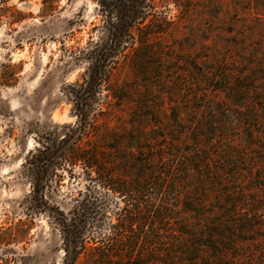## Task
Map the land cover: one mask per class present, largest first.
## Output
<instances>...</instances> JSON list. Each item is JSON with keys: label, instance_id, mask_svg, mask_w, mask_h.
I'll list each match as a JSON object with an SVG mask.
<instances>
[{"label": "rangeland", "instance_id": "obj_1", "mask_svg": "<svg viewBox=\"0 0 264 264\" xmlns=\"http://www.w3.org/2000/svg\"><path fill=\"white\" fill-rule=\"evenodd\" d=\"M147 2L153 7L149 20L161 31L149 45L153 58L115 66L110 86L98 98L103 105L114 102L110 90L126 91L115 120L99 121L119 130L117 137H147L140 126H152L151 144L139 157L148 159L147 168L156 173L148 174L151 196L143 200L151 208L141 207L133 194L121 195L92 181L96 174L81 164L58 158L79 136L77 144H91V127L76 117L74 99L67 94L71 85L83 83L89 68L80 52L105 37L99 1L0 0V264H65L66 250H74V233L84 230L88 252L82 250L76 264H99L94 250L119 249L111 226L123 225L137 207L149 217L144 230H132L145 254L170 248L168 237L176 235L177 225L195 219L184 213L191 201L204 204L197 215L200 229L220 216L264 217V0ZM107 3L113 6L114 0ZM225 81L230 95L218 91ZM242 114L260 123L249 117L242 121ZM203 124L216 133L200 137ZM182 154L203 163L191 166L194 173L169 174ZM46 155L52 159L41 163ZM139 169L127 160L119 176L125 183L136 181ZM158 178L165 189L157 186ZM162 202L173 207L161 210ZM229 204H234L233 215L221 212ZM156 216L165 218L164 225L154 223ZM157 226L164 230L157 234L166 241L161 246L154 245L160 239L152 241ZM238 249L227 254L225 264H248L253 249L264 250V241ZM237 254L241 258L235 259ZM105 264L129 263L114 259Z\"/></svg>", "mask_w": 264, "mask_h": 264}, {"label": "trees", "instance_id": "obj_2", "mask_svg": "<svg viewBox=\"0 0 264 264\" xmlns=\"http://www.w3.org/2000/svg\"><path fill=\"white\" fill-rule=\"evenodd\" d=\"M98 1L101 5L104 22L102 29L105 33V37L101 39L102 44L93 47L92 41L90 42L91 44H89L90 49H87L86 52H80L79 57L81 56L80 58L82 61L89 62V68L85 77H83V83L77 82L71 85L69 87V94H67L68 98L74 99L76 117L80 120H84L85 125L89 124L91 127L89 130L91 144H89L87 148L83 147L80 143L77 144L79 136L74 142L69 144L68 147L63 149L58 158L61 163H70L71 166L81 164L87 170H91L92 173L96 174L95 177H91L92 181H96L103 185L104 188L108 187L121 195L133 194L132 196H135L137 203H139L141 207H149V203L143 201L146 197L151 196V194L148 193L146 181L152 180L148 177L149 173L155 176L156 173L150 172L151 170L147 168V165L150 163L148 159L139 160V157L141 156L142 158L146 155L148 150H146L145 145L151 144L148 135L151 136L153 134L150 132L152 126L148 125V127L151 128L140 126L142 129L140 134L143 135L148 133L147 137H139L138 134H132L129 139L117 137V135H121L118 134L119 130L111 129V127L108 126L109 123L100 125L99 121L101 119H103L104 122L115 120V116L113 115L116 109L121 108V103L126 99V96H124L126 91L124 89L110 90L114 102H107L103 105L99 103L100 100L98 97L103 87L107 85L110 86V75L116 68L115 66H120L122 62L125 63L129 59L134 60L136 57H143L146 60H151L153 58L151 57L153 53L150 51L151 47H149V45L154 43L156 37L161 34V31L158 26H154L153 20H149L151 19L150 13L153 7L147 2L148 0H114L113 6L109 5L107 0ZM80 58H76V61ZM135 67H137L136 64H132L133 70ZM227 83L228 82L225 81L224 88L218 91L230 95V89L228 88L230 84ZM81 101L84 103L83 105ZM97 104H100L98 105L99 107ZM234 107L239 108L240 111L244 109L240 104H235ZM240 116L242 121L249 117L255 123H260V119H255L248 115L245 116V114ZM101 128H104V130L102 131ZM149 129L150 131L148 132ZM200 131L203 133L200 137L204 138L216 133L212 131V126L208 127L204 124L202 125V129L200 128ZM250 131L254 130L250 128ZM71 139L72 137H70L67 144ZM123 142H125L124 145H122ZM44 149L49 151L51 147L47 146L46 148L44 147ZM59 152V150H56L53 156L58 155ZM40 153L43 154L41 151ZM195 153L196 151L189 152V155L192 156ZM125 154H128V156H124ZM185 156L186 154H182L178 163L175 166L171 165L169 167V174L175 170L179 171L180 174H188L189 172L194 173L197 169H194V167L192 169L191 166L203 163L196 158L187 160ZM162 158H165V155H163ZM51 159L52 157L50 158L46 155L42 158L41 163L46 162V160L50 161ZM127 160H132L133 165L138 166L140 168L139 172L141 173L136 181L131 180L130 183L123 182V178L119 176L118 170L122 166V163H126ZM170 161L173 163L175 160L171 159ZM167 174L168 173H162L160 175L165 179ZM162 180L163 178L156 179L157 186H159V182ZM165 181L166 180H164V182ZM164 186L166 185L160 184L159 187L165 189L163 188ZM174 194H176V192L173 193V195ZM94 195H98V193L95 192ZM195 201L196 202H188L189 204L184 210L185 215L194 216L195 219L190 218L186 223L182 222L181 225H177L178 229L174 231L176 235L168 237L171 243L170 248L162 251L156 249L147 254L137 248V243L140 241V238H137V235H134L132 230L135 226L142 227V223L148 221L149 217H145V213H143L141 207H139V209L138 207H133L134 209L129 211L125 219L121 221L123 225H118L117 227L111 226L112 230H114L112 241L119 245L117 247L119 249H95L94 252L98 251L95 257L98 263L105 264L110 260L123 259L125 261L127 260L129 264H225L224 260L227 258V254L232 251H239V245L259 246V244L264 241V217L260 220L261 218L257 216L256 218H250L248 215L241 216V214L239 217L234 216V218L220 216L217 222L208 223L207 226L200 229L197 223L201 222V220L200 218L198 220L197 215H199V217L201 216V208L204 204L200 203L199 200ZM162 203L161 210L166 211L167 206L173 207L172 203ZM224 206H227V208H223L221 212L224 214L226 211L227 213L232 211L230 215H233L234 204ZM236 206L237 205H235V207ZM158 209H160V207ZM170 211L171 210H169V213ZM250 211V208L243 209V212ZM148 213L150 214L151 211ZM104 215V212H102L98 220L99 225L103 223L101 219ZM164 219L163 216H156L153 218V221L154 223L156 221L157 224L164 225ZM168 219L173 222L178 220L173 217V215H168ZM145 227H149V225H145ZM143 228L144 227H142V230H144ZM155 229L156 230L152 234V241H158V239H160V241L155 242L154 245L161 246L162 243H166V241L164 238L158 237L157 234L164 230L160 228L159 231L158 226ZM84 231H77L74 233V250L72 253L69 249L66 250L67 259L65 264H76L81 255V251L85 250L88 252L85 243L86 236L83 233ZM129 234H133V237H130ZM179 236H181V239H179ZM105 237L106 236L101 235V238L98 239L99 242L104 243L106 241ZM148 238L150 239V237ZM79 245L81 246L80 250ZM121 247L124 249L120 250ZM263 255L264 250L253 249L251 262L248 264H264ZM238 258H241V256L237 254L235 259Z\"/></svg>", "mask_w": 264, "mask_h": 264}]
</instances>
